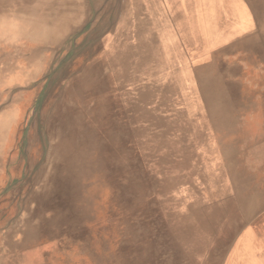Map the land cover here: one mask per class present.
<instances>
[{"label":"bare ground","instance_id":"obj_1","mask_svg":"<svg viewBox=\"0 0 264 264\" xmlns=\"http://www.w3.org/2000/svg\"><path fill=\"white\" fill-rule=\"evenodd\" d=\"M118 1L23 139L33 190L1 221L0 264L39 245L55 264H235L264 214V0ZM87 3L0 0V89L40 72ZM219 162L238 184H213Z\"/></svg>","mask_w":264,"mask_h":264},{"label":"rangeland","instance_id":"obj_2","mask_svg":"<svg viewBox=\"0 0 264 264\" xmlns=\"http://www.w3.org/2000/svg\"><path fill=\"white\" fill-rule=\"evenodd\" d=\"M95 2L98 3V9L96 10L93 8V3ZM16 12L19 14L22 13L19 9H17ZM119 15L120 2L118 0H88L87 5L83 6L81 13L78 15L79 22L77 21L76 27L70 25L71 27H69L65 33L61 34L57 48L51 50L48 45H43V49H45L44 57L47 53H49V55L52 53L50 59L48 60L49 57L47 58L46 62L48 64H46L40 72L34 74L33 78L1 87L0 122H12V124L5 129V134L1 136V143H3L1 148L2 161L4 162L0 169V227L1 221L4 219H22L24 217V207L20 206V201L27 191L24 185L28 182V187H30V189L33 187V185H30L29 181L33 179L34 168L29 169L25 163L28 155H30L31 148L25 146L23 140L26 138V134L31 127V122H43L42 112L44 108H47V118H45V121L48 122L56 104V100L52 99L54 90L59 92V99L57 102H62L66 89H68L76 75L72 72L73 65L81 61L83 58L82 54H84L88 48H94V44H89L88 42L97 34L95 33L96 29L104 22L109 21L106 25L105 33L100 37H96V43L100 44L114 33ZM24 43L26 44L28 42L22 41L19 45H24ZM7 47L8 46H5L4 43L0 44V54L3 50L5 52ZM51 82H54L60 89L57 90L56 86L51 85ZM48 98H50L51 101L47 105L45 102ZM52 101L54 102L52 103ZM234 125L235 124L230 123V126L227 125L225 129L222 128L224 134L233 133L235 129L238 128L237 126L234 127ZM260 126L263 127L262 122L257 125L258 128ZM218 129L219 136L221 133L220 127H218ZM211 132L213 133L212 130ZM37 141L39 143V140ZM17 154L19 158H17ZM13 162L15 163L13 164ZM219 163L220 165L222 164V162ZM244 165L245 163L242 164V166ZM218 168L220 170L214 171L215 167L211 166L208 167V170L203 171H209L208 174L211 177L212 174L213 176H220L221 173L223 174V177L216 180V182L214 179V185L232 188L234 185L238 184V179L234 177L236 174V172L234 173V168H226L224 164L218 166ZM18 185H22V188L20 192H17L15 195L13 190L18 188ZM31 190H33V188ZM2 214L4 217H2ZM4 232L5 229H0V245L3 241L2 236ZM240 234V236H242L240 242L244 240L245 247L235 264H264V214L259 216L254 224L248 225L245 231ZM103 250L107 254L105 248H103ZM48 253L49 248L45 245L32 246L19 253L17 256H14L11 261L18 258L16 264H55L48 259ZM100 253L101 252L92 256L93 262L96 263L101 261L102 256ZM11 261L6 260V264H11ZM227 261L229 260L226 258L223 264H226Z\"/></svg>","mask_w":264,"mask_h":264}]
</instances>
